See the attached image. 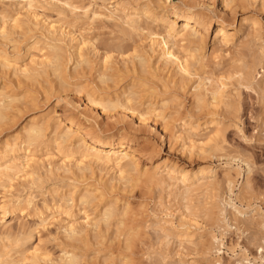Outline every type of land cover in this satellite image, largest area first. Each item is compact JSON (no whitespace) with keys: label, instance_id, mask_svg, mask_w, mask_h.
Here are the masks:
<instances>
[{"label":"bare ground","instance_id":"bare-ground-1","mask_svg":"<svg viewBox=\"0 0 264 264\" xmlns=\"http://www.w3.org/2000/svg\"><path fill=\"white\" fill-rule=\"evenodd\" d=\"M17 1L21 2V12L24 10L22 18L0 8L2 125L8 120L10 126L15 124L19 115L37 106L39 96L49 100L51 95L65 94L66 104L77 105L70 98L71 92H76L85 95L86 105L101 110L111 120L138 114L141 124L160 121L164 132L177 128L172 132L184 152L199 149L215 155L225 151L220 126L226 118L236 119L240 89L256 91L264 100V82L256 81L259 67L264 71L263 25L257 18H243L237 26L229 21L249 0H223L224 12L215 13V18L197 0H180L181 5L174 0H125L114 8L109 7L112 0ZM52 9L57 20L39 13ZM97 21L113 29L110 43L101 48V38L89 34ZM214 30L215 54L237 43L240 33L244 38L238 45L247 51L230 69L220 70L216 80L205 63ZM134 36L148 40V48L126 47ZM25 38L32 41L25 47L30 58L20 63L22 58L11 57L7 47L16 52ZM129 49L132 55L123 57ZM221 65L219 61L215 66ZM204 126L214 129L203 139L206 143L198 144L195 138ZM97 130L76 115L53 109L31 118L0 143V189L9 195L0 203V264H83L82 246L107 239L112 243L123 239L125 252L135 241L155 239L162 246L157 264L171 261L169 249L174 244L179 252L172 255L176 258L171 264H223L224 232L233 230L227 213L242 218L257 212L249 211L250 205L244 208L235 203L246 197L249 182L234 198L237 179L231 170L223 173L222 184L217 171L207 165L194 171L165 160L162 166L148 168L142 166L141 150L126 133L112 136ZM201 144L208 148L204 150ZM250 172L247 165V175ZM16 182H21L23 191L15 193ZM47 182H53L54 187L45 189ZM223 185L229 198L221 197ZM26 190L30 192L24 194ZM39 190L40 202L35 195ZM133 190L158 200L154 205L157 209L144 224L135 222L127 198ZM76 208H81L79 220ZM172 209L180 214L176 217ZM159 210H163L161 216ZM17 213V224L4 222ZM25 215L37 218L35 226L23 221ZM62 215L65 219L59 220L55 237L61 236L62 248L54 260L48 251L31 243L38 228L46 229L48 220ZM207 227L218 228L222 239L206 233ZM185 250L201 259L188 261ZM110 254L108 259L116 264L118 259Z\"/></svg>","mask_w":264,"mask_h":264},{"label":"rangeland","instance_id":"rangeland-1","mask_svg":"<svg viewBox=\"0 0 264 264\" xmlns=\"http://www.w3.org/2000/svg\"><path fill=\"white\" fill-rule=\"evenodd\" d=\"M13 1V2H12ZM83 1V0H82ZM125 2V0H112L111 4L109 5L110 8H114L115 4L117 2ZM200 2L201 6H204L206 8L207 12H210L212 17H216L215 13H223L224 12V4L223 0H197ZM250 3L247 5H244L240 8H238L237 13L234 18L229 17L230 22H235V25H239L240 21L243 18H257L261 21L263 25V33H264V0H249ZM88 2V0H86ZM85 2V3H86ZM123 2V3H124ZM18 3V4H17ZM20 3V4H19ZM175 4H180V0H174ZM190 3V2H186ZM113 4V5H112ZM21 2L15 0H3V2H0V8L4 9L5 12L9 15L15 16L16 14L21 17L24 15V10L21 12ZM113 6V7H112ZM1 9V10H2ZM39 13H41L42 17L47 16L52 21L55 20L56 13L52 9L50 10H40ZM22 14V15H20ZM46 14V15H45ZM21 17V18H22ZM57 20V19H56ZM87 22V20H84ZM93 29L89 32L91 36H99L101 38V45L104 43H110V38H112L111 32L112 28L108 26L107 24L97 21L93 25ZM83 28H86L84 26ZM235 31H231L230 33H233ZM88 34V35H89ZM90 36V37H91ZM215 36V30L213 33L210 34L209 37V45L207 48V51L205 53L206 56V70L210 74H213L211 76L216 80L219 76L220 70H227L230 69L232 66L231 64H236L237 60L240 59L241 54H245L247 51L246 49L239 47V40L244 38V34L240 33L237 37V43H235L233 46L228 47L223 53H214L213 52V46L212 42ZM264 36V35H263ZM27 38H25V43L23 41L22 44L19 45L18 51H12V48L7 47V53L11 57H18L20 63H27L30 58V54H26V44H29L32 41H26ZM240 40V41H241ZM149 41L141 39L140 37L134 36V39L132 42H130L128 46L129 48L131 46L139 47L142 45L148 48ZM103 44V45H104ZM2 43L0 40V47ZM22 45V46H21ZM9 46V45H8ZM98 46V47H99ZM142 48V47H141ZM140 48V49H141ZM230 49V50H229ZM132 49H129L126 55L123 57L126 58L127 54L132 55ZM242 52V53H241ZM38 54V52L33 51L32 54ZM237 54V55H236ZM239 54V55H238ZM227 55V56H226ZM22 56V57H20ZM114 56L116 59H121V57H117V53H114ZM90 57H92L90 55ZM225 58V59H224ZM227 58V59H226ZM97 63V59L95 57H92ZM236 59V60H235ZM97 60V61H96ZM24 61V62H22ZM219 61L222 63L221 66H215ZM233 61V62H232ZM95 66V65H94ZM210 67V68H209ZM262 67H259L258 69V75L256 76V81L258 82H264V71L261 69ZM215 69L216 71H214ZM211 70V71H210ZM219 70V71H218ZM213 72V73H212ZM214 75L216 77H214ZM228 92V90H226ZM241 96H240V110L238 112V115L234 118H226V120H223V125L220 126L221 130L223 129L224 134V140L226 143H224L225 151L223 153H217L215 155H208L204 154L203 151L196 149L197 151H186L184 152L182 149V145L180 141H177L174 137L175 131H177V128L174 130L171 129L168 132L163 131L162 122L157 121L154 119H151L148 121V124H141L139 121V117L135 115H127L126 118H122L120 120H111L107 116L103 115L101 110L97 108L90 107L87 104L85 98V95L77 94L76 92H71L70 98L77 102V105H70L66 104L67 100L65 99V94L62 95H51L49 100H45L44 96L38 97V103L36 107H29L25 114L22 113L19 115L18 121L15 120L12 122V126H10V121L8 120L5 124H0V143L5 140L6 137H10V135H13L21 130L24 124H26L31 118H34L36 116H39L41 114L46 113L49 110H55L59 114L68 113V115H76L77 117L81 118L83 122H86L87 124L94 125V128L98 129L97 131L105 134V135H115L118 136L120 133H126L128 136V139H130L134 146L139 148L141 150V161L142 166L146 167H155V166H162L164 161L168 164L177 163L178 166L183 167L186 170H196L197 168L201 166H211L214 170L217 171L220 182L223 180L222 176L223 173L226 170H231L236 180V185L234 188V198L239 191H242V189L246 188L247 181L249 182L250 188L246 191V197L242 198L241 201H237L238 206H243L246 208L248 205H250V209L254 210L256 209L257 212L250 213L248 216L245 217H239L235 218L231 213H227V219L230 220V225H232V229L228 232H224L225 236L223 238V250L222 252L224 255L221 256L223 258V264H264V261L262 260V257H264V225L261 224V222L264 221V100L262 99L261 95L257 93L256 91H251L247 89H240ZM84 96V97H83ZM64 97V98H63ZM81 97L83 99H81ZM80 101V102H79ZM189 99L185 100L187 109H190V103ZM73 112V113H72ZM10 117V114L8 118ZM10 119V118H9ZM182 124L180 122L177 123L178 130H180ZM213 128H208L207 126L202 127L197 132V137L195 140L200 141L198 144L203 143L205 140V136L211 132ZM173 131V132H172ZM199 138V139H198ZM204 139V140H203ZM202 141V142H201ZM205 142V141H204ZM206 143V142H205ZM202 148H205L206 150L207 145L205 147V144H201ZM203 152V153H202ZM201 153V154H200ZM223 156H222V155ZM226 155V156H225ZM225 156V157H224ZM228 157V158H227ZM233 158V159H232ZM241 161V162H240ZM243 161V162H242ZM247 165L250 167V173L247 175ZM240 168V169H239ZM236 171L240 174L238 177V174ZM237 176V177H236ZM222 179V180H221ZM224 180L221 182L222 184ZM21 182H17L14 184V190H18L20 192L23 191ZM53 182H47L44 184L45 189H50L54 187ZM225 185L221 188V197L223 198H229V190H227ZM226 189V190H225ZM16 191L15 193H17ZM28 191V192H27ZM227 191V192H226ZM29 190H26L24 194L29 193ZM45 192V190H43ZM134 192V193H133ZM132 193H129L127 195V198L129 199L132 207L133 212L135 216V222L137 224H144L146 221L150 220L148 216L152 215V211L157 209V207L154 209V205H156V201L154 200V196H148V194H143V192L140 193V190H133ZM226 192V193H225ZM33 193H36L34 190ZM39 194H41L40 190L37 191V194H35L37 197L36 201H41V197L39 198ZM143 194V195H142ZM3 196L9 197L8 193L5 194L0 189V203L3 200ZM227 196V197H226ZM149 197V198H148ZM38 203V202H37ZM242 204V205H241ZM173 205V204H172ZM174 206V205H173ZM81 208H76L75 210V217L76 219H80L82 214H79V210ZM175 210V207L173 208ZM171 210L170 212H173L174 210ZM163 210H159V215L161 216ZM179 212H173L172 214L177 217ZM257 213V214H256ZM143 214V215H142ZM229 214V215H228ZM260 216H259V215ZM19 213L15 214V216H10L4 219V222H10L12 221V225H15L18 223ZM259 216V217H258ZM2 218L1 212H0V220ZM261 218V219H260ZM65 219V215L59 216L58 220H48V226L44 228H38L35 232L34 239L31 243L33 247H38L39 249L48 251L51 254V257L55 260L60 254V250L62 248V241L59 240L61 236H57L56 234L59 229V224L61 222L59 220ZM240 219V220H239ZM260 219V220H258ZM16 220V221H15ZM25 220V221H24ZM144 222H143V221ZM242 222V226H240L239 221ZM23 221L26 222L28 225L35 226V224L38 222L37 218L29 217L25 215L23 217ZM246 222L245 223H243ZM139 222V223H138ZM238 222V224H237ZM243 224H245L243 226ZM260 224V225H259ZM1 225V221H0ZM240 226V227H239ZM243 227V228H241ZM248 229H247V228ZM237 230H236V229ZM241 228V229H240ZM250 228V229H249ZM235 229V230H234ZM206 233H209L211 235H216L219 240L222 239L220 236V232L218 231V228L216 227H207ZM223 231V229H222ZM241 231H245L244 233ZM152 234V233H151ZM142 240V239H141ZM111 241V240H110ZM108 239L104 242H98L101 243L98 245L97 242L92 240V244L88 247L82 246L81 250H79L80 253L84 254L83 257V264H112L111 259L109 260L111 256V252L116 259V264H157L155 260H159L160 258L157 256L158 253L162 249V246L159 244L158 241L155 239H143L142 241L138 240L137 244L136 241L132 244V249L127 250L124 248V242L123 239L120 242H110ZM121 246H120V244ZM123 243V244H122ZM136 244V245H135ZM113 245V246H112ZM111 246V247H110ZM118 246V249H117ZM110 247V248H109ZM121 247V248H120ZM260 247V248H259ZM123 248V249H122ZM217 248V247H216ZM263 248V249H261ZM218 249V248H217ZM216 249V250H217ZM125 250V251H124ZM172 251L173 254H171V261L170 258L167 259L168 261L164 260L165 262H162V264H171L173 259L175 260L177 250H179L176 245L170 247L169 249ZM262 250V251H261ZM96 251L98 253H96ZM120 251V252H119ZM184 252L189 255L187 256V260L192 262L196 261L198 262L201 258L192 255L191 251L188 250V252ZM129 253V254H128ZM132 253V254H131ZM110 254V255H109ZM120 254V256H119ZM263 254V255H262ZM122 255V256H121ZM126 257L127 261L122 258ZM175 257V258H174ZM156 258V259H154ZM159 258V259H158ZM197 258V259H195ZM122 263L120 262V260ZM261 259V260H260ZM113 262V261H112ZM124 262V263H123ZM127 262V263H126ZM155 262V263H154Z\"/></svg>","mask_w":264,"mask_h":264}]
</instances>
